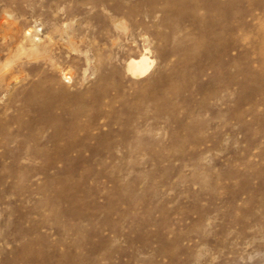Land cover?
I'll list each match as a JSON object with an SVG mask.
<instances>
[{
  "label": "rangeland",
  "instance_id": "374dc122",
  "mask_svg": "<svg viewBox=\"0 0 264 264\" xmlns=\"http://www.w3.org/2000/svg\"><path fill=\"white\" fill-rule=\"evenodd\" d=\"M0 264H264V0H0Z\"/></svg>",
  "mask_w": 264,
  "mask_h": 264
},
{
  "label": "bare ground",
  "instance_id": "6f19581e",
  "mask_svg": "<svg viewBox=\"0 0 264 264\" xmlns=\"http://www.w3.org/2000/svg\"><path fill=\"white\" fill-rule=\"evenodd\" d=\"M153 60L145 50L136 57H129L126 61V71L132 77H140L148 72L152 65Z\"/></svg>",
  "mask_w": 264,
  "mask_h": 264
}]
</instances>
